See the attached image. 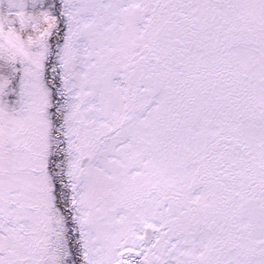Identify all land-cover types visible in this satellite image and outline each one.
I'll use <instances>...</instances> for the list:
<instances>
[{
	"label": "snow or ice",
	"instance_id": "6c2138e0",
	"mask_svg": "<svg viewBox=\"0 0 264 264\" xmlns=\"http://www.w3.org/2000/svg\"><path fill=\"white\" fill-rule=\"evenodd\" d=\"M0 264H264V0H0Z\"/></svg>",
	"mask_w": 264,
	"mask_h": 264
}]
</instances>
